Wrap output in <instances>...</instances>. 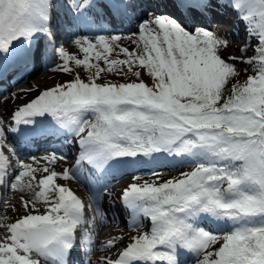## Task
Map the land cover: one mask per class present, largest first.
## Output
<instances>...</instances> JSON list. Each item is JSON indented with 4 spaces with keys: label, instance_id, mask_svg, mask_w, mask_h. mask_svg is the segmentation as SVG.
<instances>
[{
    "label": "snow or ice",
    "instance_id": "6c2138e0",
    "mask_svg": "<svg viewBox=\"0 0 264 264\" xmlns=\"http://www.w3.org/2000/svg\"><path fill=\"white\" fill-rule=\"evenodd\" d=\"M221 6L238 11L257 44L255 59L243 61L257 65L256 74L228 93L226 85L237 75L230 62L235 58H222L219 49L228 41L209 26ZM169 7L179 17L165 14ZM120 26H134L142 50L121 47L126 59H110L121 36L104 33ZM62 32L80 33L74 44L84 59L66 52ZM57 57L62 64L54 70L71 71L70 61L95 68L90 82L77 78L44 91L15 111L8 130L27 139L63 137L69 144L75 139L80 154L75 171H51L39 181L43 191L36 199L22 198L26 211L41 202L48 206L46 214L0 224L7 230L0 237V264H83L81 252L91 264L95 241L86 230V205L57 185V177L79 182L87 166L99 182L110 171L162 161L192 170L124 189L129 228L138 230L148 220L149 231L133 236L117 259L104 257L97 264H188L190 259L195 264H264V0H174L171 5L168 0H0V77L42 60L55 63ZM134 67L146 69L154 86L95 82L105 70L139 78ZM6 138L0 121V187L31 191L37 169L18 162L15 167L23 170L11 172L4 149L13 158L17 153ZM57 157L67 159L62 152L44 159ZM107 187L90 190L102 220ZM115 246L110 240L102 250Z\"/></svg>",
    "mask_w": 264,
    "mask_h": 264
},
{
    "label": "bare ground",
    "instance_id": "6f19581e",
    "mask_svg": "<svg viewBox=\"0 0 264 264\" xmlns=\"http://www.w3.org/2000/svg\"><path fill=\"white\" fill-rule=\"evenodd\" d=\"M220 27H222L227 33L231 30L230 28H225L224 26L220 25ZM133 39L134 38H121L120 41V45L119 47H125L127 48L128 50H131V44H133ZM65 50L66 52L69 53V55H72L76 58H81L82 55H80V52L77 47L75 46L74 44V41L70 42L69 44L67 43L66 47H65ZM222 58L224 57V52L221 54ZM40 70L35 74V77L32 79V81H30L28 83V88L27 89H22L21 91H17V93H12L9 100H1V105H0V111L2 112V114H4V110H7V111H10V110H13V109H17L18 107H20L22 104L26 103L28 104L31 100L35 99V98H38L41 93H43L44 91L46 90H51V89H55L57 88V86H61V84H63L60 79H59V76H60V73L59 72H51L49 71L50 73H47L46 75H40V76H37L39 74ZM53 83L52 85H49ZM19 103H18V102ZM70 147V145H69ZM69 149V148H68ZM44 163V161H42ZM47 161H45L46 163ZM57 163H53L52 164V170H55V166H60L61 169H64V167H67V164H65V162H60V161H56ZM37 173H40V172H36L35 173V176L39 177V175ZM57 173L58 174H61V170L58 169L57 170ZM155 177V176H154ZM147 179V178H146ZM128 182H131L133 180V177L127 179ZM18 193L20 195H23V196H28V199L29 201L31 200H34L36 199V195L37 193L39 192H34V189L32 188L31 191H25V192H21L19 190H16V189H12V192H11V204L9 205V208L11 209L12 208V212L14 211L15 214H21L22 213V208H20L19 206H17V198H18ZM74 193L76 195H79V192H78V189H74ZM13 205V206H11ZM31 206V205H30ZM33 210H31L32 212ZM47 212V209H42L41 212H39L40 214H46ZM36 214V213H34ZM0 224L2 225H5L6 226V222H5V219H2L0 221ZM143 230H139V231H136V233L133 234V236H136L138 235L139 233H141ZM7 234V230H6V227H0V237H3ZM109 234V235H108ZM108 234H105L107 236H104V238H110L111 236L113 235H118V234H121L117 231V229L114 228V230ZM133 236H130V238H132ZM102 235H100V239L102 240V242L104 241L102 239ZM127 238V237H125ZM113 240V239H111ZM110 241V240H109ZM116 242V246L108 251H105V254L104 252L102 254H97V256L99 257L98 259L91 256L90 257V260H91V264H96L97 262L101 261L103 259V257H110L111 259L114 257V254L116 252H118V246L120 245V243H125L122 239H117V240H114ZM101 246H103V244H101ZM99 250V249H98ZM89 260V257L87 258Z\"/></svg>",
    "mask_w": 264,
    "mask_h": 264
},
{
    "label": "rangeland",
    "instance_id": "374dc122",
    "mask_svg": "<svg viewBox=\"0 0 264 264\" xmlns=\"http://www.w3.org/2000/svg\"><path fill=\"white\" fill-rule=\"evenodd\" d=\"M222 26H224L225 28H228V29L230 28L231 29L230 25L222 24ZM221 29H223V28L221 27ZM256 46H257V44H254L255 48H256ZM133 49H134V47L131 49V51ZM140 49L141 48H139V50H137V52H139ZM235 50H236V48L233 49V50L227 51L226 49L221 47L219 49V54L221 55L223 52H224L225 55H230L232 53L237 54V52H235ZM255 56H256V54H255ZM255 56H253L254 57L253 59H255ZM111 59H126V57L122 53L114 52ZM233 64L236 67L237 75L235 77L230 78V80H229V82H228V84L226 85V88H225L226 93H228L230 91V88H231V86L233 84H236L239 81H240L239 83H242V82L244 83L249 76H252V75L256 74V72H255V70L253 68L254 65H251V67L250 66L249 67H245V66H243L240 63H233ZM73 67H77V66L74 64ZM104 68L106 69L107 66L105 65ZM82 71H84L85 73L89 74V76H87V80L89 81V77L92 75L93 72H95V68L88 69V68L83 66ZM124 71H127L126 66L124 68ZM133 71H139L140 72L139 78H137L136 76L132 75L131 73H129L127 76H125V75L116 74L115 72H111L110 73L107 70H105L104 72H102L100 74V77L98 78V80L101 81L102 83H118V84H120V83H132V82H135V83L143 82L145 85L154 86V78L147 73L146 69L139 68V67H134ZM68 77H70L69 72H67V74L62 76L60 81L63 82ZM59 78H60V76H59ZM52 84L53 83H51L49 85H52ZM179 176H180V174H177V175L174 176V178H177ZM22 198L24 200V199H27L28 196H23V195H20L18 193V198H17V204L18 205L17 206L22 208V213L21 214H19V213L15 214L14 211L12 212V208L11 209L9 208V205L12 202L11 198H8L7 201L4 202V211H3V215L2 216H3V219H5L6 225L11 224L12 221L14 222L15 220L19 219L21 217V215L25 214V207L22 205V203H23L22 202ZM11 206H13V205H11ZM193 264H195V263H193Z\"/></svg>",
    "mask_w": 264,
    "mask_h": 264
}]
</instances>
